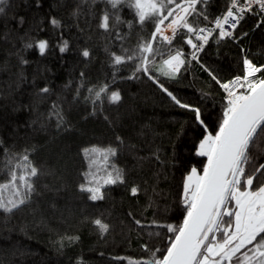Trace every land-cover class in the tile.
I'll return each instance as SVG.
<instances>
[{
    "label": "trees",
    "instance_id": "1",
    "mask_svg": "<svg viewBox=\"0 0 264 264\" xmlns=\"http://www.w3.org/2000/svg\"><path fill=\"white\" fill-rule=\"evenodd\" d=\"M78 2L41 0L42 7L36 8L35 0H9L7 18L10 22L5 24L0 20V183L8 179L4 148L20 154L35 148L30 159L45 172H56V175L42 174L37 181L38 190L44 185L53 188L67 186L59 193L45 191L43 196L34 197L32 205L13 215L6 217L0 213V264H78V261L82 264H129L130 260L147 259L149 254L141 245L148 237L125 226L126 213L131 210L137 218L146 217L144 222L148 223L157 205L161 214L165 206L172 209L177 190L182 187L183 174L193 164L202 167L198 162L205 160L195 156L193 137L198 142L197 132L186 126L184 134L179 135L187 114L172 107L166 96L146 77L116 84L122 90L124 100L119 107H106L104 115L112 119V125L104 121L103 115L90 116L91 107L83 102L82 96L78 102L73 101L81 71L86 73L84 94L88 86L102 82L111 72L106 66L104 52L106 46H111L106 34L97 31L95 24L89 31L83 16L79 24L84 31L80 32L75 26L76 20L70 18ZM227 2L210 0V19L226 10ZM14 15L15 20H12ZM21 16L25 19L22 27L18 23ZM52 16L62 20L64 26L53 28L48 22ZM123 18L132 19L127 9ZM258 19L249 14L241 27L242 32L249 33L248 37L241 45L222 42L219 56L213 40L201 54L202 62L224 80L238 74V69L242 68L245 53H241V47L248 50L246 54L257 65L264 64V28L256 29ZM151 30L150 25L135 28L128 43L134 45L139 35L147 37ZM124 31H128L126 25ZM6 33H9L7 37ZM61 33L63 39L70 42V51L65 54H60L58 49L62 42L59 39ZM41 39L49 42L46 55H39L35 47L27 49L22 54L28 63L21 66L15 53L23 48L24 43ZM83 47L92 50L91 62H84L78 55L77 48ZM119 47L116 43L113 50L119 52ZM184 50L191 52L187 46ZM20 72L26 81L17 87ZM130 73L131 68L126 67L121 75L126 77ZM154 75L158 74L154 72ZM158 78L170 90H178L179 96L194 104L200 99V91H211L214 99L205 100L202 106L211 112L212 117L220 111L222 90L199 65L193 63L190 71L182 70L175 82L159 75ZM70 80L72 85L65 88ZM44 86L51 89L49 95L35 96L37 89ZM54 103L58 105L56 111L52 109ZM57 111L62 112L67 121L64 127L70 131L61 129L57 132ZM116 135L124 138L125 145H135L134 149L122 146L119 156L111 161L126 172L127 185L108 186L103 201H87L76 192L80 174L87 170L81 149L91 145L106 147L113 144ZM157 150L165 161L164 165L152 157ZM174 151L176 158L173 162ZM133 184L141 187L137 197H131L129 192ZM153 186L160 195H153ZM150 197L155 204L144 211ZM169 215L171 219L167 222H177L178 213L170 211ZM97 218L111 226L103 236L92 223ZM150 230L145 229V233ZM68 237L74 238L71 243ZM61 238H65V247L58 251L57 242Z\"/></svg>",
    "mask_w": 264,
    "mask_h": 264
},
{
    "label": "snow or ice",
    "instance_id": "2",
    "mask_svg": "<svg viewBox=\"0 0 264 264\" xmlns=\"http://www.w3.org/2000/svg\"><path fill=\"white\" fill-rule=\"evenodd\" d=\"M209 2L79 0L70 13L80 32L84 31L79 24L83 16L89 31L95 24L97 31L102 30L111 41V46L104 49L106 66L111 69L110 79L106 75L102 82L88 86L84 94L86 73L81 71L73 101L78 102L82 96L83 102L91 107L90 116L103 115L104 121L112 125V119L104 115L106 107H119L124 100L122 90L116 84L146 77L166 96L172 107L187 114L179 135L184 134L186 126L197 132L198 142L193 137L195 156L205 158L198 162L202 167L193 164L183 174L182 187L177 190V200L172 209L165 206L161 214L157 205L148 223L144 222L146 217L137 218L131 210L126 213L125 226L135 228L139 234L148 237L141 245L143 251L149 254L148 258L130 260L129 264H264V64L257 65L246 54L248 50L241 47V53H245L242 68L238 69V74L224 80L202 62L201 55L213 40L218 46L217 56L222 42L241 45L249 35L241 31L242 23L249 14L259 18L256 29L264 28V0H228L226 10L214 20L210 19L211 13L208 12ZM34 6L42 7L41 0H35ZM9 7V0H0V20L5 24L10 22L7 18ZM125 9L132 19L123 18ZM11 19L15 20V15ZM48 22L53 28L64 26V22L55 16ZM18 23L23 26V16ZM125 25L127 32L124 31ZM145 25L151 26L150 35H139L137 42L130 45L128 42L134 29H143ZM5 35L7 37L9 33ZM59 39L62 41L58 44L59 53L69 52V40L63 39V33ZM116 43L120 45L119 52L113 50ZM185 46L191 49L190 53L184 50ZM33 47L44 56L49 50V42L41 39L35 43H24L23 48L15 53L21 66L28 63L22 53ZM77 53L84 62H91L92 50L88 47L77 48ZM193 63L199 65L222 90L220 111L215 117L202 106L205 100L214 99L211 91H200V99L194 104L179 96L178 90H170L158 78L159 75L175 82L182 70H191ZM126 67L131 68V73L125 77L121 73ZM25 81L23 72L18 73L16 86ZM72 83L70 80L65 88ZM50 92L51 89L44 86L38 88L34 95L44 97ZM52 109L56 111L58 105L54 103ZM66 124L62 112L57 111V132L61 129L70 131V128L64 127ZM122 146L135 148V145H125L124 138L116 135L113 144L106 147L91 145L81 149L87 170L80 174L81 180L76 185L80 196L87 201H103L108 186L127 185L126 172L111 163L119 156ZM35 150L26 149L20 154L4 148L8 179L0 183V213L6 217L32 205L34 197L43 196L45 191L59 193L66 190V185L63 188L44 185L38 190L40 176L56 175V172H45L30 159L31 152ZM152 157L161 165L165 164L159 150ZM175 158L174 151L173 162ZM152 191L154 196L160 195L155 186ZM129 192L131 197H137L141 187L133 184ZM154 204L150 197L144 211ZM170 211L178 213L177 222H167L171 219ZM158 216L162 218L157 219ZM92 223L101 236L111 230V226L99 218ZM121 223L124 224V221ZM145 229L151 230L145 233ZM64 239L57 242L58 251L65 247ZM67 239L71 243L74 238Z\"/></svg>",
    "mask_w": 264,
    "mask_h": 264
},
{
    "label": "built area",
    "instance_id": "3",
    "mask_svg": "<svg viewBox=\"0 0 264 264\" xmlns=\"http://www.w3.org/2000/svg\"><path fill=\"white\" fill-rule=\"evenodd\" d=\"M215 17H216V16H215ZM215 17H214V19H215ZM214 19H213V20H214ZM210 26H211V25H210Z\"/></svg>",
    "mask_w": 264,
    "mask_h": 264
}]
</instances>
